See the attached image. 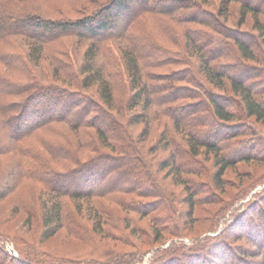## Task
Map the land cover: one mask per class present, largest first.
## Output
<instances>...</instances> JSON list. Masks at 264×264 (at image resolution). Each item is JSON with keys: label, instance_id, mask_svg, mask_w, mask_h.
Wrapping results in <instances>:
<instances>
[{"label": "trees", "instance_id": "1", "mask_svg": "<svg viewBox=\"0 0 264 264\" xmlns=\"http://www.w3.org/2000/svg\"><path fill=\"white\" fill-rule=\"evenodd\" d=\"M166 1L170 5L164 4ZM182 2L87 0L91 10L80 17L52 20L29 11L27 0H0V157L11 155L18 160L15 179L10 186L0 187V204L16 188H32L31 197L18 199L10 214L25 215L26 229L0 230L4 245L10 243L13 249L6 251L0 246V264H65L74 257L85 260L81 254L40 247L61 231L80 240L83 229L89 232L81 224L89 221L84 219V209L93 214L91 231L107 233L104 226L109 221L105 223L103 215L112 221L111 215L119 208L146 216L145 210L140 209L142 202L137 201L142 199L149 200L143 204L149 211L177 213L179 223L182 213L174 207L175 201H179L187 205L184 225L192 226L191 231L197 223L194 209L216 203L215 195L197 197L205 190L193 189L183 177L198 174L194 169L199 163L197 157L212 156V186L220 192L224 191L227 169L238 162H264V157L254 158L257 153H244L216 140L206 141L199 131L208 119L223 129L225 123L244 119L264 122V100L256 97L264 94V89L249 84L244 74L230 75L217 63L223 57V38L233 40L236 53L243 60L264 63V22L244 0H219L215 14L209 15L210 21L194 15L177 21L207 29L183 30L186 49L182 46L177 54L187 58L189 70L167 75L152 73L148 70L169 63L166 57H155L161 46L149 40L144 17H176L172 8H178ZM234 2L242 5L240 25L245 24L246 13L252 15L251 26L260 40L257 51L238 31L225 36L219 30L231 17L230 5ZM66 39L74 40L75 45H67ZM44 74H48L49 80H44ZM198 75H203L211 89L199 85ZM125 90L128 95L116 102L114 94ZM187 99H205L201 109L205 117H190L197 111L182 103ZM152 125L163 126L162 150L166 151V157L155 164L140 153L138 141L129 131L141 126L140 133L147 137ZM169 185L181 186L185 196L176 197ZM128 197L130 200H124ZM69 203L74 211H70ZM103 203L111 207L107 209ZM6 216L4 211L0 220L6 223ZM259 216L264 225V216ZM34 217L39 225L31 232L27 221ZM247 217L232 220L229 226L236 227L250 218ZM155 221L153 234H149L152 242L161 241L164 233L173 238L181 236L176 228L169 230ZM254 228L256 232L252 231L254 237L250 239L251 243L256 241L257 251L253 258H261L259 221ZM233 234L231 237L236 239L243 235L239 231ZM174 250L180 254L168 256L172 264H264L247 262L245 249L240 253L225 239L203 243L195 251L182 246ZM137 257L139 253L127 262L115 259L108 263L131 264L140 261Z\"/></svg>", "mask_w": 264, "mask_h": 264}, {"label": "rangeland", "instance_id": "2", "mask_svg": "<svg viewBox=\"0 0 264 264\" xmlns=\"http://www.w3.org/2000/svg\"><path fill=\"white\" fill-rule=\"evenodd\" d=\"M244 1L257 10L258 18L264 22V0ZM28 2L29 9L31 8L29 11L32 10V12L52 20H73L80 17L83 12L91 10V6H87V0H27V3ZM154 4L157 5V7L160 5L157 3ZM164 4L170 5V2L166 1ZM218 6L219 0H183L178 8H172L173 15L176 17L171 16V18H169L162 15L151 19L150 17L145 16L144 20L146 21V26L148 28L146 31H148L147 34L150 35L149 40L152 41V44L161 46L160 54L155 53V57H166L169 63L148 71L161 75H167L177 71H188L189 67L187 66V58L181 57L177 54V51H179L178 49L182 46L186 49L184 36L182 34L183 30L190 29L191 31H207V29L195 24H188L187 22L178 24L177 21L178 19H180L179 21L189 19V17L193 15L197 19L210 21L209 15H214ZM241 11L242 5L240 3H231V17L228 22L223 23L224 26L219 30L225 36L229 35V32L238 31L241 33L240 37L248 41L250 46L257 51L260 46V40L257 38V32L251 26L252 15L251 13H246L245 24L240 25L239 17ZM65 43L69 46L70 44L75 45V42L72 39H66ZM64 49L65 47L62 48V50ZM220 49L223 53V57L217 61L220 67L229 71L230 75L236 77H240V75L244 74L249 84L257 87V89H262L263 91V62L256 63L240 58L236 53L233 40L230 38H223V43ZM189 51L187 52V56H190L191 54ZM48 52L50 54L52 53L50 50H48ZM78 61H80L79 58ZM44 62L46 63L47 61ZM47 75L48 74H44L45 81L49 80ZM197 78L199 80V85H206V88L211 89V86L205 83L203 75H198ZM214 92L218 93V91L215 90ZM127 95L128 92H126V90L121 91L119 94H114L116 102L120 99H125V96ZM256 97L257 99L264 100V94L260 95L259 98L258 96ZM182 101H184L182 102L183 104L190 106L188 108H194L197 111L196 114H192L190 117L196 119L203 115V117H205L204 112L201 110L203 109L205 99H187ZM233 106L236 107L235 105ZM218 124L219 123H213V121L208 119L205 126L199 129V131L204 133L203 138L206 141L211 142L216 140L221 144L225 143V145L230 148L237 147L244 153H257L254 156V158H257L256 160L264 157V122L255 123L253 122V119H244L225 123L223 125L225 129L217 127ZM209 126L212 127L209 128ZM150 127L151 132L147 137H144L143 134L140 133L142 129L141 126L131 128L129 131L134 140L138 141L137 147L140 153L149 162L155 164L166 157V151L162 150L164 146V140L163 137H161L163 126L152 125ZM210 133L212 135L207 138V134ZM180 137L181 136H179V138ZM204 157L205 156L197 157L199 163L197 166H194L196 167L194 169L198 174L184 175L183 177L187 181L186 184L193 186V189L201 188L202 190H205V192H201L202 194H198L197 197L202 199L210 195H215L216 203L201 205L194 209L193 216L197 218V223H194L196 226L193 230L190 231L192 226L184 225L186 219L183 214L187 211L186 204L175 201L174 207L176 212L182 213L180 216L181 221L177 223V213L174 214L170 211H149L148 207L143 205L149 200H137L138 198H136L134 200L142 202V205L140 204V209L142 211L145 210L147 213L146 216L132 212L126 213L125 210L117 208L115 214L111 215L113 216L111 217L113 218L112 221L108 220L105 215L102 216L105 219V223L109 221V224L104 226L107 233L104 232V230H98L96 233H93L91 231L92 224L90 221L93 214L89 213L88 209H84L83 213L86 215H84V219L88 218L89 221H83L81 224L88 229L89 232L83 229L81 235H79L80 240L67 237L61 231L55 237L43 242L40 247L43 250L48 251L53 249L61 252L70 251L71 253L81 254L82 256L80 257L86 258L85 260L78 261V257H74L68 260L69 262L65 264H110L108 262L115 259L121 262H127L128 260L130 261L133 256H136V253H139V257L137 258H140V261H134L131 264H172V258L169 259L168 256H179L180 254V252L174 250L175 247L182 246L195 251L203 243H214L216 242V239H225L228 244L236 246L238 252L242 253L245 249L244 258L247 262H264V225L261 224V216H259L260 214L264 216V202H262L264 201V162L260 163L253 160L249 163L238 162L235 164V167L227 169L223 176L224 191L220 192L219 190H215L212 186L211 174L214 168L212 167L213 158L212 156H209L207 159ZM17 162L18 160L15 156L13 157L9 155L7 157H0V187L11 185L12 181L15 179L14 173L18 168ZM193 164L194 162H191L190 165L192 166ZM247 186L248 188H246ZM243 187L246 188L245 191L239 193L238 191L244 189ZM23 188V190L16 188L6 200L1 202L0 217L4 215L5 211V214L8 213L5 220L8 221L5 223L4 220H0V230H6L9 232L14 229L15 231L23 232L24 229H26L25 226H28L26 225V222H23V220H26L25 215L19 214L10 217L13 208H16V201L18 199H28L31 197L32 188H28V186ZM168 189L179 199L185 196V192L181 186L169 185ZM124 200H130V197L124 198ZM69 204L70 211H74L71 209V207L74 208L72 203ZM102 205L107 207V209L111 207L106 205V203H103ZM221 208H223L222 212L215 216L214 214ZM245 215H248L250 218L247 217L248 220L241 221L243 223L238 224L236 227L233 225L229 226L230 221L240 220V218ZM167 216L170 217L169 220L165 219ZM171 218H174L173 222L171 221ZM154 219L157 220V222H155L158 225H162V227L169 230L176 228L178 234L181 236L179 238H173L171 235L164 233L161 241L158 243L152 242V237L150 238L149 234H153L151 228ZM250 219L253 221H249ZM257 221H259L261 227L258 241L263 243L261 244V258H253L254 253L257 251L255 248L256 241L251 243V239L254 237L252 231L256 230L254 225ZM27 223L31 225V232H34L39 225L35 217L30 222L27 221ZM210 226L212 231L209 230ZM133 230L134 232H132ZM238 231L243 233V235L240 234V238L237 239L232 238L231 236L234 235L233 233H237ZM231 232L232 234H229ZM1 240L2 239L0 238V246H4L6 251L13 250L12 244L9 243L4 245L3 240H5V238L2 241ZM171 243H173V245L170 246ZM237 246L241 247L242 250L239 247L237 248ZM168 251L170 253H168ZM192 253L193 252H191V254ZM183 260L185 261L183 258L180 259V261Z\"/></svg>", "mask_w": 264, "mask_h": 264}]
</instances>
